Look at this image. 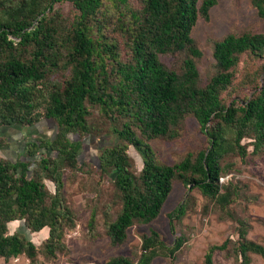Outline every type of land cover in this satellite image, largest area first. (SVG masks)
<instances>
[{
    "label": "trees",
    "instance_id": "1",
    "mask_svg": "<svg viewBox=\"0 0 264 264\" xmlns=\"http://www.w3.org/2000/svg\"><path fill=\"white\" fill-rule=\"evenodd\" d=\"M63 1L71 2L78 12L72 21L54 13L55 4ZM120 1L124 9L117 26L126 58L119 41L104 32V0H0V127L33 125L43 117L58 126L55 138L28 142L30 156L44 149L35 172L29 160L0 155V257L25 254L32 261L37 257L38 247L27 234L9 233L8 223L17 219L31 231L50 228L43 243L46 257L54 258L65 249V233L74 226L76 213L62 192L63 174L67 167L79 166L82 147L70 133L98 131L88 120L90 105L100 109L118 138L117 143L102 147L99 157L101 170L113 174L121 200L116 218L107 222L114 244L127 240L135 222L149 223L159 216L176 180L227 206L234 184L221 180L233 164L223 160L231 154L247 156L245 137L252 139V153L264 147V81L246 99L226 103L222 96L233 84L242 54L264 55V33H229L215 40L216 72L201 85L197 59L203 50L193 30L200 18H210L218 0H142L140 8L132 7L129 0ZM251 2L264 19V0ZM177 52L186 53L181 70L161 58ZM59 69L69 74L61 82L49 83V74ZM189 114L198 121L208 145L174 164L160 162L150 141L177 137ZM129 145L142 154L139 173L133 169ZM45 179L55 184V192ZM187 200L168 213L173 231L175 221L186 213ZM95 220L93 210L91 227ZM239 222L235 248L242 264H249L250 252L264 257V245L248 239L244 221ZM183 240L180 235L173 246H167L152 230L144 236L136 261L119 255L104 264H151L159 254L174 256ZM228 247L229 240L211 245L205 264H214V252Z\"/></svg>",
    "mask_w": 264,
    "mask_h": 264
},
{
    "label": "rangeland",
    "instance_id": "2",
    "mask_svg": "<svg viewBox=\"0 0 264 264\" xmlns=\"http://www.w3.org/2000/svg\"><path fill=\"white\" fill-rule=\"evenodd\" d=\"M129 3L132 7L140 8L142 0H129ZM122 9L124 7L120 0H104V32L119 41L122 58H126V44L117 26ZM55 12L68 21H72L78 13L69 1L57 2L54 6ZM244 32L264 33V19L260 17L251 0H218L211 10L210 18L199 19L193 36L203 50V56L197 59L201 85H205L216 72L214 41L229 33ZM185 56L186 53L177 52L162 55L161 58L169 67L181 70ZM263 63L264 55H241L233 84L222 94L226 103L233 99H246L256 91L257 83L264 81V70L261 71ZM67 74L69 71L64 73L61 69L52 71L48 82H61ZM103 117L97 106L90 105L88 120L98 131L89 134L70 133V137L80 141L82 147L78 155L79 166L67 167L63 174L62 192L76 213L74 226L65 233V249L59 251L54 258L46 257L43 243L50 228L46 226L40 231H31L25 226L24 220L17 219L8 223L9 233L20 231L27 234L38 247L37 257L34 261L25 254L9 259L0 257V264H104L119 255L136 261L143 251L144 236L151 234L152 230L160 234L161 240L167 246H173L180 235L184 240L174 256L159 254L151 264H205V256L210 246L222 244L226 240H229V247L214 252V264H242L243 258L237 254L235 248L240 239L241 220L248 229L247 238L264 245V147L259 152L252 153L250 137L242 140L249 151L247 156L231 154L223 160V164H233L228 175L221 180H230L234 184L232 200L227 206L203 195L198 188L190 190L182 181L176 180L173 191L155 220L149 223L135 222L129 228L128 238L124 243H112L107 232V222L116 218L121 209V200L117 196L113 174L101 170L99 157L102 147L117 143L118 138ZM57 129L56 121L46 117L33 125L2 126L0 155L9 160H29L31 172H35L44 149L36 156H30L27 150L28 142L55 138ZM150 142L158 160L165 164H174L182 160L188 152L203 149L208 145L206 136L201 132L198 121L192 114L186 117L177 137H159ZM128 154L133 162V169L139 173L143 167L141 152L135 146L129 145ZM51 155L56 154L51 152ZM44 181L48 188L55 192V184L50 179ZM187 197L186 213L180 221H175L173 231L168 213ZM93 210L96 211V220L94 227H91L89 222ZM249 255V264H264V257L260 254L250 252Z\"/></svg>",
    "mask_w": 264,
    "mask_h": 264
}]
</instances>
